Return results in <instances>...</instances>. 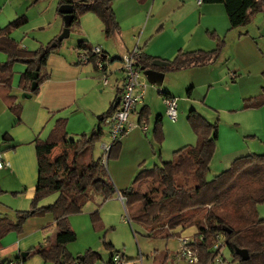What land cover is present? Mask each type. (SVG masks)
I'll use <instances>...</instances> for the list:
<instances>
[{"label": "crops", "instance_id": "0c3cea01", "mask_svg": "<svg viewBox=\"0 0 264 264\" xmlns=\"http://www.w3.org/2000/svg\"><path fill=\"white\" fill-rule=\"evenodd\" d=\"M31 1L0 0V29L12 22L14 17L21 14L25 16L26 24L12 35H19L22 47L34 52L40 46L57 39L63 30V18L57 15L59 0H40L37 3L35 0L32 5ZM111 6L119 32L110 38H104L102 24L92 19V14L84 15L77 27L79 37L48 58L49 80L39 84L36 93H32L30 89L21 90L20 77L17 73L13 76L9 95L14 96L16 102L21 105L18 117L9 109L10 101L6 99L5 92L0 90V157L3 161V167L0 169V194L3 192L7 195L0 202V218L13 219V211L30 209L38 178L33 141L38 137L46 138L58 118L67 119L68 137L69 134H87L97 129L102 121L101 116L110 107H114L124 87L125 76L120 59L135 49L151 57L153 61L160 60L167 65L146 69L164 74L160 87L149 84L142 75L141 82L145 84L143 101L135 107L130 116L133 119L130 121V130L119 140V156L113 160L111 168L109 163L106 164L117 192L129 188L128 185H131L135 175L142 168L149 169L160 162H169L175 151L196 144V135L187 122L190 110L197 111L210 123L218 121L216 151L210 168L214 160L219 164L228 160L230 166L233 160L241 156L264 155V106L250 108L244 105L246 99L260 94L264 79L259 73L251 77L252 74L248 70L251 63L247 58L249 45L245 38L249 32L246 30L231 33L234 30L229 29L221 4L198 5L196 0H111ZM91 28H94V32ZM208 32L225 40V46L214 64L171 72L163 70L178 52L213 50L216 43L208 36ZM228 41L230 49L228 47V57L224 61H233L235 69L237 68L233 71L218 63ZM79 42L100 47L103 51L107 58L106 85L101 83L100 76L91 63L80 65L77 62L75 51ZM6 58L5 54L0 53V63L5 62ZM236 59H243L246 63L238 67ZM160 91L162 94H159ZM23 93L30 94V98H22ZM94 93L101 97V104H96ZM163 93L178 100V116L175 121L165 117ZM89 96L88 113L78 103H86L85 100ZM158 118L162 137L160 144L154 134ZM142 127L146 128L145 133L142 132ZM7 135L11 142L4 141V136ZM12 146L14 149H10ZM127 152L131 153L132 161L124 170L121 168V160ZM119 197L117 194L99 208V197L90 201V207H87L89 202L80 210L72 207L68 213L69 222L70 218L87 212L92 214L97 210L98 225L93 228L102 230L109 226L114 231L115 228L123 226L119 216L124 204ZM261 207L263 208V205ZM123 221L125 222L124 219ZM70 224L73 225L71 222ZM53 225L50 214L28 218L21 233L11 232L0 240V264L15 261L21 253L26 254L40 245L44 239L43 229ZM178 231L180 228L175 232ZM183 233H187L186 237H191L196 233V229L184 230L180 236ZM111 241L110 244L116 249V240ZM125 255L128 260L136 259L131 254ZM150 255L152 258L155 256L154 262L157 263L163 257L162 253L157 252ZM23 264L43 262L40 257L34 256Z\"/></svg>", "mask_w": 264, "mask_h": 264}, {"label": "trees", "instance_id": "16d2710c", "mask_svg": "<svg viewBox=\"0 0 264 264\" xmlns=\"http://www.w3.org/2000/svg\"><path fill=\"white\" fill-rule=\"evenodd\" d=\"M203 3L221 4L230 30L248 26L258 14L264 17V0H203ZM58 4L72 6L70 31L79 27L81 17L89 13L102 24L105 38L119 32L111 0H86L84 3L80 0H59ZM57 15L63 17L61 13ZM26 22L25 16H19L0 29V53L7 57L5 62L0 63V90L5 92L6 99L10 101L9 109L17 117L21 105L14 96L9 95L14 75L13 65H25L19 80L21 90L30 89L34 73H38L36 82L39 86L49 80L46 67L48 58L62 43L54 39L34 52L27 51L11 37V33ZM207 34L216 43L213 50L178 52L163 70L171 72L214 64L225 46V40L214 33ZM76 49L91 50L92 46L79 42ZM94 60L95 56H91L90 63L93 64ZM103 60L107 62L105 55ZM152 61L151 57L140 53L135 59V65L139 70L141 67L152 68ZM93 68L101 80L106 67L102 71H98L94 65ZM261 75L264 79V72ZM38 86L32 93L38 91ZM164 97L170 96L164 94ZM244 105L250 108L264 106V87L260 94L246 99ZM117 108L110 107L101 116L102 121L97 129L88 134L83 133L75 140H68L67 119L58 118L46 138L38 137L33 141L38 178L30 209L16 211L13 219L0 218V240L11 232L21 233L24 222L33 216L50 214L54 225L43 229L44 239L40 245L28 251L24 258L18 256L15 261L23 264L38 256L43 264H96L101 256L94 250L87 249L77 258L68 252L67 245L76 240L68 213L72 207L80 210L96 197L101 199L97 205L99 208L118 194L124 200L129 224L139 225L149 238L180 239L182 231L195 228L196 233L189 237L188 247L197 256V264L213 263L219 254L213 250L218 241L217 236H221L224 248L231 254L229 264H264V218L258 215V207L264 204V155L238 157L226 170L208 180L210 163L216 151L218 121L210 123L197 111L190 110L187 122L196 135V144L175 151L169 162H160L149 169L142 168L129 188L117 192L106 163L102 162V157L96 158L93 152L96 144L105 136L103 128L108 126L107 121ZM154 134L160 144L162 137L159 118ZM4 141L11 142V138L4 136ZM56 148H60V151L52 156ZM120 148V141L113 142L106 161L117 157ZM10 149H14V146ZM50 195H56L51 205L38 206ZM90 218L96 228L98 211L95 210ZM178 228L180 231L175 232ZM51 229L56 230L55 237L50 236ZM104 246L111 253L108 264H115V256L119 257L121 264L132 263V260L126 259L124 252L115 250L110 243ZM236 249L246 250L248 260L242 261L235 253ZM160 253L163 257L169 256L164 250L157 251V254ZM160 261L158 264H162ZM225 262L223 258V264Z\"/></svg>", "mask_w": 264, "mask_h": 264}, {"label": "rangeland", "instance_id": "374dc122", "mask_svg": "<svg viewBox=\"0 0 264 264\" xmlns=\"http://www.w3.org/2000/svg\"><path fill=\"white\" fill-rule=\"evenodd\" d=\"M33 1H35V0H32L30 2L31 5H32V3H34ZM37 2H40V0H37L35 3H37ZM40 6L42 7L43 3H41ZM36 10L37 9H35L34 11L37 14ZM31 12H32V14L34 13L33 11H31ZM19 16H23V15L21 14V15H18V17ZM90 17L94 20L96 19V21L98 20L94 15H91ZM15 18H17V17H14V19ZM99 23H100V21H99ZM86 27L88 28V26H86ZM91 29H92V32H94V28H91ZM246 30L249 32V35L247 36V38H245V40L247 41V43L249 45V49H248V53H247L249 57L247 56V58H249V62L251 63V65L249 67L250 69L248 68V70L252 74L251 77H253L257 73H259V75L262 76L261 75L263 73L262 71H264V18H263V16L261 14H258L248 26H246L244 28H240L238 30L236 29V31L234 30V32L232 31L231 33H238L239 31H246ZM14 31H16V30H14ZM13 32L11 33V37H13V39H15L17 42H19L20 46H22L20 43V39H19L20 36L16 35V34L12 35ZM77 37H79V28L78 29L73 28L70 31L69 37L62 41L60 48L56 49L57 51L54 53H57L58 50L64 48L67 44H71V41L75 40ZM229 45H230V43L228 41V45L223 52L224 54L221 55V58L219 59L218 63L224 64L223 66H225V67L227 66V68H229V70L233 71L235 69V67H234L235 64L233 63V61L230 60L229 63L224 61L228 57V47L230 49ZM72 46L73 45H71V47ZM92 47H96V46H92ZM77 54H78V50L76 49L75 57H76V60L78 62ZM245 56H246V53H245ZM226 63H227V65H226ZM235 63L237 64L238 67H241L246 62L243 59H236ZM222 64H220V65L222 66ZM13 66H14V68L12 67V71H13L14 75L17 73V75L20 77L21 72H23V70H25V68H24L25 65L22 63H15ZM47 69L49 70L48 64H47ZM235 70H237V68ZM18 71L20 73H18ZM225 72H227V71L225 70ZM246 72H248V71H246ZM113 83L114 82H112V80H111L112 85H113ZM148 86L151 87L150 85H148ZM93 97L96 100V104L102 103L101 97L99 98L98 94L94 93ZM89 99H90V96H89V98H87V100H85L86 103H84V101H80L78 103V105L82 106V108H84L86 110V112H88V113H89V111H87V110H89L88 109L89 104H87V101ZM94 120H95V118H94ZM132 120L133 119L130 118L129 122ZM103 129L105 132V136L102 138V140L98 144H96L94 151H93L94 156L96 158L103 156V151H102V145L103 144H106V145L111 144V141L108 137V126L105 125ZM90 132H88V133H90ZM81 134L82 133H79L77 135L69 134L68 140H75ZM149 137L151 138V126H150ZM59 151H60V148H56L54 150L52 156H55L56 154H58ZM119 154H120V152H119ZM119 154L117 155V157L119 156ZM115 158H112V159H109L108 161H106V164L109 163L110 168H111V165L113 164V160ZM131 161H132L131 153L127 152L125 155L122 156L121 168L126 170L128 168V166H130ZM216 161L217 160L213 161V164H212L213 166L210 168V171L207 174L208 180H211L213 178V176H215L216 174H218L221 171L226 170L229 166L228 160H225L222 164L221 163L219 164ZM128 187H130V185H128ZM6 196L7 195L2 192L0 194V202ZM55 197H56V195H50V196L46 197L45 199H43L39 203L38 206H44V205H47L49 203H52L53 200L55 199ZM88 205L89 206H87V207H90V205H92V203L89 202ZM262 205H263V208L261 207ZM262 205H260V207H258V210H259L258 215L260 218H264V215H263L264 214L263 213L264 204H262ZM84 212H87V210H84ZM87 213L84 214V215H87L86 217L81 214L78 217L70 218V222L73 224L71 226V228L76 234V240L67 245V250L70 254H72V256H74L76 258L79 256H82L87 249H91V250H94L95 252H97L98 254H100V256H101V260H99L96 264H108L111 253L105 248L104 245L111 243L112 242L111 240H114V241L116 240V242H117L116 246L117 247H116V249L114 247L115 250H120V251L124 252V254L125 253L128 255L131 254V256H134L133 258H136V259H134V261H132V264H158L157 262H154V259L152 258V256L150 254H153L157 251L158 252L163 251V250L166 251L169 254V256L167 258L165 256L162 257V259L160 261V262H162V264H197V263H194L191 261L184 260L180 257L179 239L170 238L168 240H161V239L149 238L146 236L147 234L144 231V229L141 228L139 225H136L134 223L129 224L128 215H127L126 209L124 207L121 208V213L119 216V220L121 221L123 226L115 228L114 231H113V228H111V227L109 228V226H108V228L102 229V230L94 229L92 226L91 218H90L91 213L90 214L89 213L87 214ZM14 215H15V212L13 211V216ZM123 219L125 220V222L123 221ZM113 232H115V233L113 234ZM49 233H50V236L55 237L56 230L51 229L49 231ZM186 234L187 233H183L181 235V237L186 236ZM222 254H223V258L226 261L225 264H229V262L231 261V254L229 253V251L226 248H223ZM140 256H141V259H140Z\"/></svg>", "mask_w": 264, "mask_h": 264}, {"label": "built area", "instance_id": "2783aa9c", "mask_svg": "<svg viewBox=\"0 0 264 264\" xmlns=\"http://www.w3.org/2000/svg\"><path fill=\"white\" fill-rule=\"evenodd\" d=\"M197 4L203 3V0H196ZM137 49L133 50L131 53L125 54L121 57L120 61L122 64V70L125 76L124 87L120 96L118 103V108L114 114L108 120L109 133L108 137L111 144L115 141H119L131 128L129 122L130 116L138 104H141L144 98L145 84L141 82L142 73L135 65V59L139 55ZM78 63L80 65L90 64V57L95 56V60L92 65L96 67L98 71H102L106 67V62L103 60V51L100 47H92L91 50H79L78 51ZM101 83L106 85L107 76L103 73L101 78ZM163 103L165 106V117L170 121H175L178 116V100L175 97H164ZM142 132H146V128L142 127ZM110 145H102V162L105 164L107 159V154L111 147ZM3 167V161L0 157V169ZM122 204H124L123 198L119 197ZM129 222V221H128ZM218 241L213 246L214 251H218L219 254L215 257L212 264H223L222 250L224 248L221 236H217ZM189 237H181L179 239L180 244V257L184 260L197 263V256L188 247ZM115 264H121V260L118 256L113 258ZM5 264H22L20 261H10Z\"/></svg>", "mask_w": 264, "mask_h": 264}, {"label": "water", "instance_id": "95a60500", "mask_svg": "<svg viewBox=\"0 0 264 264\" xmlns=\"http://www.w3.org/2000/svg\"><path fill=\"white\" fill-rule=\"evenodd\" d=\"M80 1L84 3L86 0H80ZM58 11H59V13H61L63 15V17H62L63 18V30L60 33V35L57 37V41L62 42L63 40H65L69 37L70 25L72 23V18H73V16H72L73 9H72V6H70V5H62L59 7ZM52 46L54 47L55 44H53ZM166 65H167V63H164L160 60H155L152 62V66H154V67H161V66H166ZM140 71H141L143 77L146 78V80L149 84L156 85L158 87L161 86L163 78H164L163 73L157 72V71L152 70V69L146 70L144 67H141ZM37 78H38V73H34V80L30 86L31 91L35 90L38 86V84L36 82ZM21 97L22 98H30V94L23 93L21 95ZM119 100H120V98L117 99V102L115 103L114 107L118 106ZM235 253L237 254L238 257H240V259L242 261L248 260V253L246 250L236 249ZM25 256H26L25 253H21L22 258H24Z\"/></svg>", "mask_w": 264, "mask_h": 264}]
</instances>
